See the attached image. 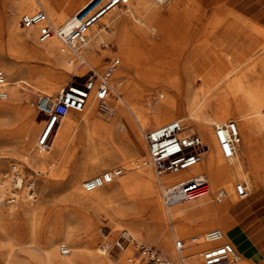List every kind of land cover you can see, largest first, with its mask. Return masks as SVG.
Masks as SVG:
<instances>
[{
    "label": "bare ground",
    "instance_id": "6f19581e",
    "mask_svg": "<svg viewBox=\"0 0 264 264\" xmlns=\"http://www.w3.org/2000/svg\"><path fill=\"white\" fill-rule=\"evenodd\" d=\"M90 1L10 0L8 10L0 7L3 38L0 44V70L5 75V84L0 85V120L3 123L8 120L7 116H2L8 111L15 112L24 120V125L17 130L20 140L13 148L19 157L18 162L10 163L7 157L0 156V217L13 218L23 213L32 231L40 212L33 194H37L38 203L41 204L45 200V186H38L32 193L24 190L19 196L14 187H22L25 167L44 173L64 164L67 168L72 167L68 195L83 206L100 207L120 193L132 194L131 199H142L137 210L134 205L123 203L108 213L113 231L120 227L119 218L128 219V226L132 229L145 228L152 233L163 251L178 263L200 264L202 248L210 245L204 240V234L213 229L203 231L220 227L215 229L220 230L223 240L234 248L233 256L226 263L256 264L246 258V245L238 243L236 220L232 219L230 212L242 207L244 201L255 204L264 192V23L260 24L231 9L211 17V27H220L219 34L212 41L216 47L212 51L217 57L209 60L214 64L213 74L201 78L207 80L208 88L218 90L213 95L217 101L213 102L206 93L199 95L194 90V79L187 73L191 63L190 54L177 65L176 81L167 80L169 85L166 87L153 55L137 46L136 41L143 40L155 50L158 41H154L153 36L160 34L166 39L182 40L180 53L187 49L191 37L187 27L180 38L167 35L169 32L161 27L160 3L164 0H127L123 13L116 14L120 15L119 19L112 15L99 17L86 29L84 42L74 46L63 44L56 35L40 41L38 31L43 22L29 26L17 22L20 15L22 18L31 14L39 6L54 27L69 30L75 27L79 12ZM125 18H134L135 27H119ZM100 23L101 26L98 25ZM21 26L25 29L19 28ZM170 28L176 31V27ZM109 41L115 42L117 50L114 53L119 56L114 57L118 60L113 70L114 84L111 76L115 95L108 97L103 104L98 101L94 90L91 91L84 107L78 111L70 108L65 113L59 121L52 145L42 149L38 145V133L31 126L36 107L34 103H31L32 107L20 105L19 84L29 82L15 76L18 73L26 76L33 73L29 78L34 89L48 93L56 89L60 91L69 84L61 88L67 77L66 72H73L80 60L91 67L102 56L112 52L100 47ZM33 49L52 62V69L43 75L36 71L32 63L40 58L30 52ZM130 69L133 75L140 77L139 83L126 76L129 73L126 70ZM85 73L81 68L75 72V76L82 77ZM144 86H162L166 94L159 93L157 97L162 100L151 104ZM120 89L124 91L123 96ZM228 119L238 124L241 137L238 149L231 157H226L222 152L215 131L216 126L226 123ZM170 120H181L184 134L198 133L204 149L199 161L177 171L158 174L150 163L144 134L171 123ZM137 127L141 130V138ZM145 128L153 129L144 131ZM111 157L123 160L124 172L121 168L122 173L111 182L85 190L83 182L111 166ZM111 170L114 169L102 173ZM197 177L207 180L208 186L204 192L165 203V191L171 189L178 193L182 184ZM35 183L31 179L26 186L31 187ZM238 185L245 186L244 195L238 194ZM250 187L252 195L249 194ZM6 190L12 201L17 196L16 203H3ZM168 223H172L170 228L174 243L176 240L185 242V248L180 252L171 246ZM93 228L89 220L84 224L83 235L76 241L80 251L70 255L56 251L57 246L60 247L73 236L68 229L65 230L66 237L60 240L54 237L55 233L46 237L43 249L47 264H119L109 257L100 244L96 245ZM128 232L136 239L131 231ZM191 233L195 235L190 239ZM99 236L100 243L109 237L107 234L101 236L100 230ZM193 237L198 240L193 242ZM132 250H135L132 244L120 249V264H144L138 258L136 262L128 256Z\"/></svg>",
    "mask_w": 264,
    "mask_h": 264
},
{
    "label": "rangeland",
    "instance_id": "374dc122",
    "mask_svg": "<svg viewBox=\"0 0 264 264\" xmlns=\"http://www.w3.org/2000/svg\"><path fill=\"white\" fill-rule=\"evenodd\" d=\"M9 4L10 0H2L0 3V7L2 10H5V8L6 10H8ZM160 4V14L163 18V22L161 21V27L164 28L163 30H167V32H169L167 35L173 34L176 38H180V36L184 33L186 27L190 30L191 37L188 41L187 49L183 53H180L182 40L181 42L180 40L174 41L175 39L171 37L169 39H166L165 37H161L160 34L153 36L154 41H158V46H156L157 48L155 50L152 48L153 46L149 45L143 40L136 41L137 46L141 47L144 50L146 49L150 51V53L153 55L152 57L160 71L159 75L160 78H162L161 81H163L166 87L167 85H169V82L167 80L176 81L177 65L181 63L182 60L187 57V55L190 54L191 63L190 67L188 66L187 73L189 74V77L191 76L194 79V90L199 95H203L204 93H206V96H209L210 98H212L213 102H216L217 99L213 98V95L218 90L208 88V85L206 84L207 80L201 78L202 76L213 74L212 68L214 67V64L213 62H209V60L211 58L217 57L212 51L214 50V48H216L214 47V45H212V41L214 40L216 35L219 34L220 27H211V24L209 23L210 19L213 14L222 15L226 13L227 10L230 9L227 7L228 5L230 7L237 8L239 11L248 16H256L260 20H264V0H226L225 2H221L209 7L207 5H203L201 0H177L176 3L173 0H164ZM115 7L116 10L114 7H112L99 17L101 18L106 16L108 18L112 15V17L116 16L119 19L120 15L116 14L123 13L126 5L122 4ZM38 9L39 6L36 7L35 11ZM260 10V14H257V12ZM20 19L21 15L17 18L18 23ZM135 23L136 22L134 18H125L121 21V23H119V27H130V29H132V27H135ZM259 23L263 24V22ZM101 24L102 23L98 25L101 26ZM23 27L24 26H21L19 28L25 29ZM170 27H176V31L172 30V28ZM151 33H153V31ZM2 42L3 38L0 31V44ZM100 47L103 50L112 51L105 56H102L97 64H91V67H97L101 70L108 68L111 65V59L119 56L114 53L117 50L114 41H109L107 45L101 44ZM30 52L40 57L38 60L32 62L39 74L43 75L46 71L52 69L53 65L49 59H47L45 56H41L36 49L30 50ZM204 60L208 62L203 63ZM91 67L86 65L85 63L79 62L73 72H66L67 77L61 84V88H63L67 83H69L68 85L83 88L82 84L85 80L89 68ZM226 67H228V65H226ZM81 68L86 71L85 75L82 77H76L75 72ZM126 71L129 72L126 74V76L131 77V79L133 80H136L137 83L140 82V77L138 75H133L131 69ZM114 73L112 75L113 84L115 78ZM258 74L261 75V72L259 71ZM31 75L33 76V73H31L29 76ZM27 76L21 75L19 73L15 76L18 78L22 77L26 79L27 82H29L28 84L24 82H21L19 84V91L22 98L20 101L21 106L32 107L31 103H34V106L36 107V99L40 94H54L58 91L56 89L55 91L48 93L46 91L34 89L33 85L30 84L31 79L29 78V76ZM144 90L147 92V98L150 99L151 104H154L155 102L157 103L159 100H162L157 97L159 93H163L164 95L166 94V89L164 87L162 88V86H144ZM120 93L121 96H123L124 91L120 89ZM36 110L34 112L31 126L36 133H39V130L44 122V117L36 112ZM74 110L78 111L77 109ZM99 115L101 116L103 115V113H99ZM2 116H7L8 120L4 123L2 122V120H0V156L7 157L10 163L18 162L19 157L15 153L13 148L20 140L19 134H17V130L24 125V120H22L18 116V114L13 111H8ZM231 119H228L227 121ZM150 129L153 128H145L144 131ZM137 131L141 138V130L138 127ZM111 160V166L91 175L90 177H93L109 169L122 168L124 172L125 168L122 164V159L111 157ZM65 167L66 166L64 164L56 165L52 170L44 173H37L31 168L25 167L22 173V187H14V191L17 192L19 196L24 190L32 193L38 186L40 187L44 185L45 200L41 202V204H39L38 197L36 196L37 194H33V196L35 195V204L39 206L38 209L40 210V212L36 217L34 229L32 231H30L29 221L26 215H24L23 213H19L13 218H8L6 216L0 217V264H47V259L45 257V252L43 249L45 246L46 237H49L50 235L55 233L54 237L57 240H60L61 238L66 237V229L73 233V236L67 238L66 242H64V244H61L60 247L57 246L56 251L63 255L77 253V251H80V249L77 247L76 241L83 235L82 230L84 224L88 220L91 221L94 227L93 230L94 232H96V245L98 246H100L99 244L101 241L99 230L102 229L104 232H106L107 235H109L108 240L112 243L118 237L120 231L122 229H126L127 231H131L135 235L136 240L139 243L152 246L171 262L175 261L173 257L163 251L159 241L152 233H150L145 228H142L140 230L132 229L130 226H128V224H130L128 219L119 218L118 223L120 224V227H118L115 231L112 230L108 220V213L116 210L117 207L119 205L122 206L123 203L128 206L134 205L135 209L137 210L142 203V199H131L132 194L120 193L117 194V196H115L111 202L105 203L100 207L83 206L68 195L67 187L70 182L72 167H66L67 169ZM153 174L155 175L154 170ZM31 179H34L36 181L35 185L33 184V186L31 187L26 186V184L29 183ZM250 188L251 189L249 191V194L252 195V187ZM7 191L8 190H6V193L3 196V203L5 205L16 203L17 196H15V200L12 201V198H8L10 194H8ZM259 199H264V192L259 195ZM231 217L232 219H235L233 215H231ZM171 224L172 223H168V229L171 236V246L175 249V240L170 228ZM215 228L221 229L220 227H211L205 229L203 232ZM57 231L60 232L56 233ZM194 235V233H191L189 238ZM134 248L135 250H132L133 252L131 254H128V256L132 257V260L136 262L140 260L141 263L152 264L147 262L142 257L137 247L134 246ZM205 248L206 246L203 247L202 250ZM66 251L67 253H65ZM107 253L109 254V257L111 259L115 260L119 264L121 263L122 254L120 253V250L110 248L109 250H107ZM259 264H264V261Z\"/></svg>",
    "mask_w": 264,
    "mask_h": 264
},
{
    "label": "built area",
    "instance_id": "2783aa9c",
    "mask_svg": "<svg viewBox=\"0 0 264 264\" xmlns=\"http://www.w3.org/2000/svg\"><path fill=\"white\" fill-rule=\"evenodd\" d=\"M127 0H91L85 8L79 12L75 27L66 30L64 27H54L42 9L31 14L24 15L20 22L24 26L43 22L38 31L40 41H45L56 35L65 45H78L84 42L85 31L104 12L117 5L126 4ZM80 63H85L80 60ZM117 59H111V65L106 69L97 67L89 68L83 88L67 85L54 94H40L36 100V109L44 117V122L38 133V145L42 149H48L52 145L57 133L60 119L70 109H80L84 106L89 94L94 90L100 103H105L108 97L115 95L114 86L111 84V76ZM5 84V75L0 70V85ZM3 93V92H2ZM216 137L220 148L226 157L235 154L241 142L238 126L235 121L229 120L220 126H216ZM144 138L149 151V160L158 174L177 171L197 162L201 158L204 144L196 132L184 134V125L181 120L171 121L153 131L146 132ZM122 173L121 168L93 176L83 182L85 190H92L98 186L111 182ZM205 177H197L188 180L181 185L180 191L175 193L171 189L164 192L165 203H171L179 197H192L207 189ZM239 195L246 193L244 185L237 186ZM107 234L102 229L100 235ZM204 240L210 245L203 249L200 264H224L234 254V248L228 241L223 240L220 230L213 229L204 234ZM197 237L192 241L196 242ZM129 244L138 248L142 257L152 264H180L176 260L171 262L152 246L139 243L131 234L122 230L118 237L111 243L104 239L100 243L103 250L110 248L123 249ZM184 240H176L175 248L178 252L185 248ZM67 252V251H66Z\"/></svg>",
    "mask_w": 264,
    "mask_h": 264
},
{
    "label": "crops",
    "instance_id": "0c3cea01",
    "mask_svg": "<svg viewBox=\"0 0 264 264\" xmlns=\"http://www.w3.org/2000/svg\"><path fill=\"white\" fill-rule=\"evenodd\" d=\"M203 5L212 6L226 0H201ZM228 8L241 13L255 21L263 22L256 16H248L237 8ZM261 10L257 12L260 14ZM264 23V22H263ZM264 199H259L255 204L250 205L244 201L242 207L236 210H231V215L236 220V227L238 229L237 241L246 245V258L250 261L259 264L264 261Z\"/></svg>",
    "mask_w": 264,
    "mask_h": 264
}]
</instances>
